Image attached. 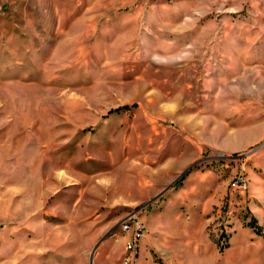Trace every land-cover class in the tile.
I'll list each match as a JSON object with an SVG mask.
<instances>
[{
	"label": "rangeland",
	"instance_id": "374dc122",
	"mask_svg": "<svg viewBox=\"0 0 264 264\" xmlns=\"http://www.w3.org/2000/svg\"><path fill=\"white\" fill-rule=\"evenodd\" d=\"M134 257L264 264V0H0V264Z\"/></svg>",
	"mask_w": 264,
	"mask_h": 264
},
{
	"label": "crops",
	"instance_id": "0c3cea01",
	"mask_svg": "<svg viewBox=\"0 0 264 264\" xmlns=\"http://www.w3.org/2000/svg\"><path fill=\"white\" fill-rule=\"evenodd\" d=\"M45 197H42L41 199L37 200L38 202L32 204L33 207L31 208V212L29 214H27V216L29 215V217L27 218L26 216V220H32V223L34 225H37L38 222L40 221H44V215L42 214V211L44 210L45 207H42L40 209V207L43 205V204H46L47 201L46 199H43ZM63 201L62 200H56L54 202H52L53 206H52V211L55 212L57 215L61 212L59 211V209L57 208L59 204H61ZM72 207L69 211V213L67 212L68 215L63 216L66 217L65 219L66 220H72L74 221L76 224H79L80 227L84 225V222L85 221H88L89 218H90V207H89V204L87 202V200H85V198H83L82 200L81 199H77V200H74L72 201ZM56 206V207H55ZM76 229L75 231L77 232V234H74L73 236V239L74 241L72 242V245H75L77 242H78V238H84L86 235L88 236V244H90V239H91V234H90V226L89 228H87L86 230L84 231H81L82 229ZM81 232V233H80ZM58 262H62V261H58ZM70 264H80L78 262H71ZM83 264V263H82Z\"/></svg>",
	"mask_w": 264,
	"mask_h": 264
},
{
	"label": "built area",
	"instance_id": "2783aa9c",
	"mask_svg": "<svg viewBox=\"0 0 264 264\" xmlns=\"http://www.w3.org/2000/svg\"><path fill=\"white\" fill-rule=\"evenodd\" d=\"M122 230L125 232H129L131 234V240L127 244V253L134 252V256L136 257L138 254V240L142 237L143 229L145 228V224L138 220L137 217L133 214L129 216L128 219H124L121 222ZM131 261L128 258L124 260V264H137L136 259Z\"/></svg>",
	"mask_w": 264,
	"mask_h": 264
},
{
	"label": "trees",
	"instance_id": "16d2710c",
	"mask_svg": "<svg viewBox=\"0 0 264 264\" xmlns=\"http://www.w3.org/2000/svg\"><path fill=\"white\" fill-rule=\"evenodd\" d=\"M133 106H134V105H133ZM129 107H131V106H129V105L120 106V107H117V108L111 109L110 112H112V111H119V110L122 109V108H129ZM182 179H184L183 176L181 177V180H182ZM252 226H253V224H252Z\"/></svg>",
	"mask_w": 264,
	"mask_h": 264
},
{
	"label": "water",
	"instance_id": "95a60500",
	"mask_svg": "<svg viewBox=\"0 0 264 264\" xmlns=\"http://www.w3.org/2000/svg\"><path fill=\"white\" fill-rule=\"evenodd\" d=\"M105 237H106V236H105ZM94 252H95V248H94V250L91 252L90 262H92V260H93Z\"/></svg>",
	"mask_w": 264,
	"mask_h": 264
},
{
	"label": "bare ground",
	"instance_id": "6f19581e",
	"mask_svg": "<svg viewBox=\"0 0 264 264\" xmlns=\"http://www.w3.org/2000/svg\"><path fill=\"white\" fill-rule=\"evenodd\" d=\"M162 242V241H161Z\"/></svg>",
	"mask_w": 264,
	"mask_h": 264
}]
</instances>
